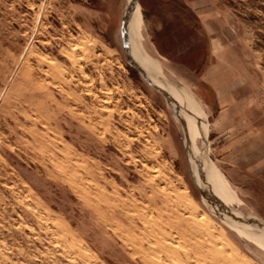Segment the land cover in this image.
I'll use <instances>...</instances> for the list:
<instances>
[{"label": "rangeland", "instance_id": "1", "mask_svg": "<svg viewBox=\"0 0 264 264\" xmlns=\"http://www.w3.org/2000/svg\"><path fill=\"white\" fill-rule=\"evenodd\" d=\"M258 223L264 0H0V264H264Z\"/></svg>", "mask_w": 264, "mask_h": 264}, {"label": "water", "instance_id": "2", "mask_svg": "<svg viewBox=\"0 0 264 264\" xmlns=\"http://www.w3.org/2000/svg\"><path fill=\"white\" fill-rule=\"evenodd\" d=\"M122 47L123 50L125 52L126 55V59H127V63L130 65V67L132 69H134L140 76L141 78L148 83L149 85L153 86L152 82H151V76H149L148 74H146L142 69H139V67H137L134 63H132L130 61V57L127 54V38H126V28H125V19H123V24H122ZM154 87V86H153ZM159 90V89H158ZM160 91V90H159ZM161 94L167 99L168 97L166 96L165 92L163 93L161 91ZM210 192V191H209ZM211 201H213V198L210 199Z\"/></svg>", "mask_w": 264, "mask_h": 264}, {"label": "bare ground", "instance_id": "3", "mask_svg": "<svg viewBox=\"0 0 264 264\" xmlns=\"http://www.w3.org/2000/svg\"><path fill=\"white\" fill-rule=\"evenodd\" d=\"M130 2L131 3H134V0H130ZM135 10V8L132 10V11H130V13L128 14V17L127 16H124V18L123 19H125V23H126V19H127V24H126V26H129V24H130V21L132 20H134V11ZM131 28V27H130ZM129 28V29H130ZM129 29L127 30V32H126V38H127V40L129 41V45H130V61L132 62V63H134L132 60H133V55L135 56V55H137V53H136V51H135V49H134V47H133V44H132V42H131V38H130V33H129ZM135 41V40H134ZM136 42V41H135ZM134 42V43H135ZM135 45V44H134ZM135 64V63H134ZM136 65V64H135ZM143 65V64H142ZM141 65V66H142ZM137 67H139L138 65H136ZM141 66L139 67V69H141ZM150 69V68H149ZM151 72V71H150ZM151 82H152V80H151ZM167 96V95H166ZM176 110V109H175ZM191 116V115H190ZM192 118V117H191ZM216 204V203H215ZM254 223H256V222H254ZM259 224V223H258ZM259 225H261V224H259ZM261 226H264V225H261Z\"/></svg>", "mask_w": 264, "mask_h": 264}]
</instances>
